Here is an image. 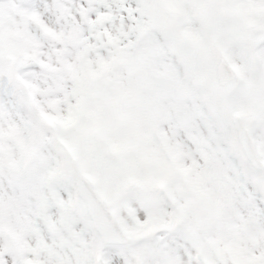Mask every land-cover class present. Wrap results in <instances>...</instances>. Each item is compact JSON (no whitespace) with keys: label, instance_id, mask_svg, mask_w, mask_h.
I'll return each instance as SVG.
<instances>
[{"label":"snow or ice","instance_id":"snow-or-ice-1","mask_svg":"<svg viewBox=\"0 0 264 264\" xmlns=\"http://www.w3.org/2000/svg\"><path fill=\"white\" fill-rule=\"evenodd\" d=\"M0 264H264V0H0Z\"/></svg>","mask_w":264,"mask_h":264}]
</instances>
